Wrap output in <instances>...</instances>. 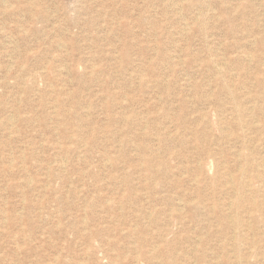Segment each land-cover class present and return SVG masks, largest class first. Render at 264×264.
<instances>
[{
  "label": "rangeland",
  "instance_id": "rangeland-1",
  "mask_svg": "<svg viewBox=\"0 0 264 264\" xmlns=\"http://www.w3.org/2000/svg\"><path fill=\"white\" fill-rule=\"evenodd\" d=\"M0 264H264V0H0Z\"/></svg>",
  "mask_w": 264,
  "mask_h": 264
},
{
  "label": "bare ground",
  "instance_id": "bare-ground-1",
  "mask_svg": "<svg viewBox=\"0 0 264 264\" xmlns=\"http://www.w3.org/2000/svg\"><path fill=\"white\" fill-rule=\"evenodd\" d=\"M242 178V177H241ZM57 260V259H56ZM78 263V262H77Z\"/></svg>",
  "mask_w": 264,
  "mask_h": 264
}]
</instances>
